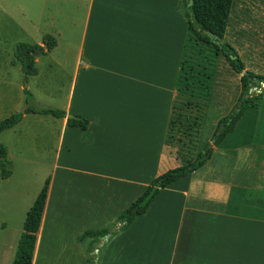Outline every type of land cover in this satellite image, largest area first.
<instances>
[{"label":"crops","instance_id":"1","mask_svg":"<svg viewBox=\"0 0 264 264\" xmlns=\"http://www.w3.org/2000/svg\"><path fill=\"white\" fill-rule=\"evenodd\" d=\"M182 1L85 0L83 20H37L39 39L28 44L47 56L74 55L59 110L88 119L89 138L50 115L27 113L10 128L25 125L41 155L25 160L19 189L0 198L9 219L0 221V232L11 214L22 228L6 241L1 264H12L26 214L46 181L41 175L25 198L35 178L27 166L51 165L31 264H87L76 237L112 222L154 178L188 165L205 144L211 152L204 165L163 189L143 216L108 238L96 263L264 264V141L256 132L248 145L214 144L215 129L209 131L221 119L218 106L235 102L236 73L197 40ZM46 36L55 41L49 51ZM33 97L51 100L38 108H57L52 98ZM16 177L14 164L5 180Z\"/></svg>","mask_w":264,"mask_h":264},{"label":"rangeland","instance_id":"2","mask_svg":"<svg viewBox=\"0 0 264 264\" xmlns=\"http://www.w3.org/2000/svg\"><path fill=\"white\" fill-rule=\"evenodd\" d=\"M85 6V0H0V121L13 114H23L22 111L28 105L25 103L24 88L32 94L36 93L41 100L43 98L56 100L51 103V105L57 106L53 109L61 107L66 92V84H69L72 77L74 55L70 54L66 57L62 56V53H54L55 58L52 55H37L35 63L38 60L36 68L39 74L36 77L28 78L27 82L24 83L20 65L17 62L13 63L15 60L14 50L17 43H37L41 31L40 27H37V20H68L69 18L83 20ZM73 13L74 17L72 16ZM225 39L237 51L240 60L247 65L250 72L264 76V0H234ZM57 63L58 65H56ZM235 77V102L234 104L218 106V118L226 116L231 110L239 106L240 75L236 74ZM56 91L59 93L58 97L50 96ZM249 94L258 96L254 100L257 104V114L253 126V137L258 132L259 141H264V136H262L264 134V91H257L254 84ZM49 101H45V103ZM34 102L36 108L46 105L39 100L36 102L35 98ZM209 107L215 114L216 106ZM247 122H249L248 113L245 112L242 118L236 121L234 128L236 126L244 127ZM41 128V126L36 125L32 127L34 130ZM214 129L212 127L209 131L210 134ZM26 130L25 125H20L18 128L6 130L0 134V143L6 147L7 157L12 162L13 169L15 164L17 170L16 178L5 180L0 177V198L3 193L14 192L19 189L26 169L25 160L35 162L37 155H41L35 142V146L30 145L31 139L26 136ZM23 132L25 136H23ZM209 138L211 139V136L206 137L205 142ZM44 155L50 162L51 153L46 152ZM29 167H33L35 178L32 183L26 185L28 193H25V198L30 196L29 192L35 189L37 182L39 184L41 175H43L44 183L51 171L50 164L43 166L44 168H39V165L34 163L27 166V168ZM35 168H38V174L35 172ZM3 211H6V207L0 203V221L9 220L8 216H4ZM16 214L19 215L20 211ZM10 220L7 221L9 228L0 232V264L6 241H10L12 235L15 232L18 235L17 230L19 229L21 232L22 229L19 217L11 214Z\"/></svg>","mask_w":264,"mask_h":264},{"label":"trees","instance_id":"3","mask_svg":"<svg viewBox=\"0 0 264 264\" xmlns=\"http://www.w3.org/2000/svg\"><path fill=\"white\" fill-rule=\"evenodd\" d=\"M233 1L234 0H192L190 7H187L189 0L182 1L187 24L197 40L216 49L221 56L225 58L234 72L240 75L241 94L239 106L235 107L219 120L212 135L214 144L223 148H237L250 144L257 114V104L254 100L258 96L250 95L249 90L254 86V79L264 82V76L245 70L244 64L240 60L235 49L224 39L228 19L233 7ZM43 41L47 46V51L55 44L54 39L50 36H46ZM40 54H44V51L43 48L37 44H16L14 50L15 60L13 63L17 62L20 65L24 83L27 82L29 77L37 74L34 56ZM23 91L26 96L25 103L28 104L25 112L23 114H13L1 120L0 133L18 124L24 114L32 113L50 115L55 118H66L69 127L82 130L84 132V137L87 139L89 138L87 127L90 121L88 119L79 115H72L71 118H67L65 112L59 109L36 108L34 107L35 102L33 94L25 88ZM245 112L248 113L249 122H247L244 127L236 126L234 128L236 121H239ZM210 152L211 150L208 144H205L203 148L197 152L195 159L191 163L186 166L167 170L154 178L150 184L146 186L143 193L123 212L118 214L112 222L108 223L103 228H90L78 235L76 237V242L83 247L86 263L97 264L93 251L99 247V244L105 236L110 235V237H112L118 232L126 230L136 218L146 213L150 204L163 189L202 167L209 159ZM12 172L13 164L7 157V149L0 143V177L2 179H7L12 175ZM48 185L49 179L45 181L33 205L26 214L23 223V232L19 239L12 264H31L36 233L39 228ZM101 249L102 247L99 249V252Z\"/></svg>","mask_w":264,"mask_h":264},{"label":"water","instance_id":"4","mask_svg":"<svg viewBox=\"0 0 264 264\" xmlns=\"http://www.w3.org/2000/svg\"><path fill=\"white\" fill-rule=\"evenodd\" d=\"M191 4H192V0H189V2H188V4H187V7H190ZM217 43H218V42H217ZM36 57H37V55L34 56V58H36ZM253 83L255 84V86H256V90H257V91H260V92H261V91H264V82H260L259 80L254 79V80H253ZM250 92H251V89L249 90V93H250ZM25 110H26V108L22 111V113H24ZM71 117H72V115H67V118H71ZM109 237H110V235L105 236V237L102 239L101 243L99 244V247L96 248V249L93 251V255L95 256V262H97V254L99 253V249L103 246V244L108 240Z\"/></svg>","mask_w":264,"mask_h":264}]
</instances>
